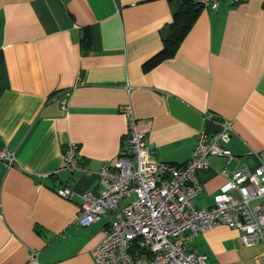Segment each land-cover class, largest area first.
Returning <instances> with one entry per match:
<instances>
[{
    "label": "crops",
    "instance_id": "0c3cea01",
    "mask_svg": "<svg viewBox=\"0 0 264 264\" xmlns=\"http://www.w3.org/2000/svg\"><path fill=\"white\" fill-rule=\"evenodd\" d=\"M182 3L0 0V264H95L111 215L79 225L81 193L104 189L97 172L126 145L128 106L154 158L173 164L190 158L201 132L231 122L233 157H208L197 207L213 204L222 169L254 167L251 152L264 149V0L200 8L167 55ZM70 142L85 172L64 166ZM64 187L69 199L57 195ZM187 249L208 264H264V246H245L225 225Z\"/></svg>",
    "mask_w": 264,
    "mask_h": 264
},
{
    "label": "built area",
    "instance_id": "2783aa9c",
    "mask_svg": "<svg viewBox=\"0 0 264 264\" xmlns=\"http://www.w3.org/2000/svg\"><path fill=\"white\" fill-rule=\"evenodd\" d=\"M196 1L205 10H217L220 2L244 0ZM124 112L129 130L126 145L112 163L101 164L97 175L104 189L81 193L76 218L86 226L111 215L103 238L91 251L95 264H208L205 254L187 249V242L217 225L238 230L245 246H264V149L251 152L256 160L252 169L243 166L230 173L222 169L225 183L213 196V204L200 208L194 203L202 190L198 171L209 166V156L225 157L226 163L231 160L227 147L234 132L231 122L220 123L213 133L201 132L190 158L173 164L154 158L146 140L147 125L133 116L129 106ZM62 155L65 167L86 171L77 158V143L65 144ZM7 159L13 162V157ZM71 194L66 187L57 190L66 199Z\"/></svg>",
    "mask_w": 264,
    "mask_h": 264
},
{
    "label": "trees",
    "instance_id": "16d2710c",
    "mask_svg": "<svg viewBox=\"0 0 264 264\" xmlns=\"http://www.w3.org/2000/svg\"><path fill=\"white\" fill-rule=\"evenodd\" d=\"M200 8L196 0H183V3L173 13L170 32L163 39L162 53L170 55L175 51Z\"/></svg>",
    "mask_w": 264,
    "mask_h": 264
}]
</instances>
